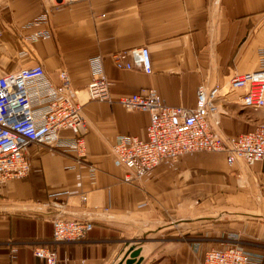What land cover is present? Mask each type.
I'll return each mask as SVG.
<instances>
[{
    "label": "crops",
    "instance_id": "crops-1",
    "mask_svg": "<svg viewBox=\"0 0 264 264\" xmlns=\"http://www.w3.org/2000/svg\"><path fill=\"white\" fill-rule=\"evenodd\" d=\"M42 9L41 0H0V74L40 63L58 84L59 72L69 73L87 127L86 163L44 145L28 148V175L0 186V264H46L32 247L51 241L56 216L92 223L81 241L57 246L56 264H119L133 247L141 248L140 264H203L204 252L230 233L264 252V161L229 164L223 154L191 153L126 181L112 146L118 134L144 137L148 115L86 92L87 58L99 54L113 100L154 88L166 104L193 107L200 84L224 87L257 67L264 0H64L49 11L51 36L32 42L42 26L30 23ZM142 45L151 74L114 66L112 54ZM219 107L210 124L224 137L264 123V107L241 108L237 94ZM63 190L70 194L49 197Z\"/></svg>",
    "mask_w": 264,
    "mask_h": 264
},
{
    "label": "built area",
    "instance_id": "built-area-1",
    "mask_svg": "<svg viewBox=\"0 0 264 264\" xmlns=\"http://www.w3.org/2000/svg\"><path fill=\"white\" fill-rule=\"evenodd\" d=\"M63 1L41 0L43 9L30 24L42 28L29 36L32 42L51 36L49 11ZM258 34L257 67L233 74L224 87L208 88L200 84L193 107L166 104L154 88H141L113 100L102 56L93 54L87 58L86 92L90 99L117 102L128 111L148 115L144 137L132 134L115 137L111 152L114 164L126 169V181L140 180L162 162L174 163L191 153L223 154L229 164L235 159L250 165L264 161L263 122L249 131L227 137L218 134L210 124V118L219 113V102L232 94H237L241 108L258 110L264 107V21L258 27ZM111 58L117 69L137 68L146 74L153 71L146 45L115 52ZM59 79L55 84L40 63L0 74V186L9 179L28 175L27 151L33 144L71 155L77 163H86L84 137L87 127L81 105L75 101L76 91L65 69L59 72ZM64 131L67 134L64 135ZM95 170L92 164L88 165L91 182L95 179ZM69 194V190L56 191L49 197ZM81 199L85 201L86 195L82 193ZM51 224V241L32 247L33 256L46 264L57 263L58 245L79 242L92 230L90 221L61 216L54 217ZM236 238L232 233L221 235L218 246L204 252L202 263L264 264V252L246 249Z\"/></svg>",
    "mask_w": 264,
    "mask_h": 264
},
{
    "label": "water",
    "instance_id": "water-1",
    "mask_svg": "<svg viewBox=\"0 0 264 264\" xmlns=\"http://www.w3.org/2000/svg\"><path fill=\"white\" fill-rule=\"evenodd\" d=\"M140 251V247L131 248L119 264H140L143 258L139 255Z\"/></svg>",
    "mask_w": 264,
    "mask_h": 264
},
{
    "label": "rangeland",
    "instance_id": "rangeland-1",
    "mask_svg": "<svg viewBox=\"0 0 264 264\" xmlns=\"http://www.w3.org/2000/svg\"><path fill=\"white\" fill-rule=\"evenodd\" d=\"M254 42H256L255 44L257 45L258 43H259V34H258V28H257V30H256V32H254ZM255 45V46H256ZM211 223V222H210ZM209 222H207V221H202V223H200L201 225V228H203V229H209V224H210Z\"/></svg>",
    "mask_w": 264,
    "mask_h": 264
}]
</instances>
